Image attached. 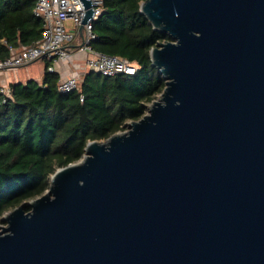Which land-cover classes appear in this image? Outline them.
<instances>
[{"label":"water","instance_id":"1","mask_svg":"<svg viewBox=\"0 0 264 264\" xmlns=\"http://www.w3.org/2000/svg\"><path fill=\"white\" fill-rule=\"evenodd\" d=\"M139 11L163 89L1 215L0 264H264V0Z\"/></svg>","mask_w":264,"mask_h":264},{"label":"trees","instance_id":"2","mask_svg":"<svg viewBox=\"0 0 264 264\" xmlns=\"http://www.w3.org/2000/svg\"><path fill=\"white\" fill-rule=\"evenodd\" d=\"M35 1L0 0V59L10 47L39 39L43 24L33 13ZM140 1L102 0L90 41L97 51L135 62V73L88 69L77 89L60 93V73L49 71L52 61L42 59L40 80L10 82L9 96L0 91V222L5 211L43 193L58 167L81 158L87 141L105 139L141 117L163 89L165 80L151 64L149 49L171 37L148 23Z\"/></svg>","mask_w":264,"mask_h":264},{"label":"built area","instance_id":"3","mask_svg":"<svg viewBox=\"0 0 264 264\" xmlns=\"http://www.w3.org/2000/svg\"><path fill=\"white\" fill-rule=\"evenodd\" d=\"M93 9L92 15L83 24L82 36L78 26L85 12L82 0H36L33 13L42 19V30L39 39L29 45L19 48L10 47V54L0 59V70L18 67L35 60L49 59L52 63L57 59H67L72 54L69 42L78 39V50L87 53L84 58L86 68L93 69L102 75H129L136 71L135 62L117 54H107L97 51L90 46L95 37L92 31V21L101 13L102 0H89ZM49 71H55L53 64ZM77 75L69 74L60 77L57 91L69 93L79 87ZM0 91L9 96L8 85L0 84ZM83 99V94L79 96Z\"/></svg>","mask_w":264,"mask_h":264},{"label":"crops","instance_id":"4","mask_svg":"<svg viewBox=\"0 0 264 264\" xmlns=\"http://www.w3.org/2000/svg\"><path fill=\"white\" fill-rule=\"evenodd\" d=\"M75 40L74 42H72ZM69 42V46L72 48V54L67 59H57L53 62V66L55 71L60 73V77L67 76L69 74L77 75L79 79H81L82 74L88 70L84 64V58L86 57L87 53L84 51L78 50V39H73ZM43 63V60H39ZM34 62V61H32ZM30 62V63H32ZM29 64V63H27ZM26 65V64H24ZM23 66V65H22ZM18 67H11L8 69H1L0 70V84L8 85L10 82L13 81H25L26 79L30 78L31 76L25 75L24 73H17L13 72V69L19 68ZM43 73V72H42ZM42 74L39 76L38 80H40ZM24 79V80H23Z\"/></svg>","mask_w":264,"mask_h":264},{"label":"rangeland","instance_id":"5","mask_svg":"<svg viewBox=\"0 0 264 264\" xmlns=\"http://www.w3.org/2000/svg\"><path fill=\"white\" fill-rule=\"evenodd\" d=\"M74 41L75 40H73L72 42H74ZM12 71L14 73L15 72H17V73H19V72L24 73L26 76L29 75V76H31L30 78H35L36 80H38L39 76L43 72V63L41 61H39V60H35L32 63L23 65V66H21L19 68H16V69H13ZM148 104L149 103H147V105ZM0 224H4V222H0Z\"/></svg>","mask_w":264,"mask_h":264}]
</instances>
